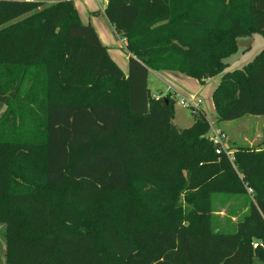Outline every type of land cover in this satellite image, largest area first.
Segmentation results:
<instances>
[{
	"label": "trees",
	"instance_id": "trees-1",
	"mask_svg": "<svg viewBox=\"0 0 264 264\" xmlns=\"http://www.w3.org/2000/svg\"><path fill=\"white\" fill-rule=\"evenodd\" d=\"M104 12L127 41V76L73 0H0V72L11 74L0 78L7 263L264 261V147L217 153L203 110L181 129L176 100L148 87L149 70L221 75L219 121L264 115V49L224 72L239 38L264 37V0H108ZM34 89L44 96L30 128ZM220 192L251 196L233 232L211 222Z\"/></svg>",
	"mask_w": 264,
	"mask_h": 264
},
{
	"label": "rangeland",
	"instance_id": "rangeland-1",
	"mask_svg": "<svg viewBox=\"0 0 264 264\" xmlns=\"http://www.w3.org/2000/svg\"><path fill=\"white\" fill-rule=\"evenodd\" d=\"M41 3H52L60 0H36ZM81 11L86 7H94L100 9L105 7V0H74ZM82 15V14H81ZM83 17V15H82ZM84 22H87V18ZM110 42L108 47L110 54L115 57V54H126L125 47L120 46V41L123 40V36L116 31H110ZM252 39H245L249 44L245 48H241L226 58L227 64L224 72L241 68L264 49V37L258 33H255ZM251 40V41H250ZM241 44H244L240 41ZM112 57V56H111ZM117 58V57H116ZM120 59V58H117ZM114 60V59H113ZM121 60V59H120ZM115 61V60H114ZM119 61V60H118ZM116 62V61H115ZM122 62V60H121ZM121 62H116L121 65ZM123 63V62H122ZM127 63V62H126ZM119 65V66H120ZM126 69V66H123ZM167 73L155 72L152 73L148 80L149 89L154 94L164 95L168 89H175L176 92L188 97L191 94H196L198 98L202 99L200 107L203 109L204 114L209 123L221 128L228 135V145L234 150L238 146H249L255 149L264 147V115L246 114L242 117L229 120L219 121L213 105V92L219 83L220 76L217 75L212 78H208L205 81H200L197 78L188 76L186 74L177 71H166ZM11 74L0 72V78L3 83L10 81ZM36 90L31 91V97L34 101V110L31 111L27 107H24V116L27 120L26 126L32 128L34 122L40 121V113L38 111L37 100L43 99L44 93H36ZM165 91V92H164ZM167 92L165 93V95ZM176 100V98H175ZM39 102V101H38ZM37 104V105H36ZM194 120L193 111L190 107L181 106L176 100L175 103V116L174 121L179 128L185 129L192 125ZM251 196L248 194H232V193H214L211 197V222L215 229L226 232H233L236 230V224L239 218L247 211V207ZM6 246H7V225L0 223V264H8L6 260ZM252 264H264L258 257H254Z\"/></svg>",
	"mask_w": 264,
	"mask_h": 264
},
{
	"label": "crops",
	"instance_id": "crops-1",
	"mask_svg": "<svg viewBox=\"0 0 264 264\" xmlns=\"http://www.w3.org/2000/svg\"><path fill=\"white\" fill-rule=\"evenodd\" d=\"M74 1V0H73ZM107 1L108 0H105V4H107ZM75 6H76V8H77V10H78V13H79V16H80V18H81V20H82V22H84L86 19H84L85 18V14H86V18H87V22H91L93 25H94V27H95V29H96V31H97V33H98V35H99V37H100V39H101V41H102V43L104 44V45H106L107 47H108V43L110 42V36H109V32L110 31H114L115 32V29H114V27H113V25L108 21V19H107V17H106V15H105V12H104V10H105V7H100V9H95L94 7H86L85 9H83V11H81L80 9H79V7H78V5H77V2H75ZM83 15V17H82V15ZM87 22H84V23H87ZM254 35V34H253ZM252 35V36H253ZM252 36H249V37H243V38H239L238 40H237V42H238V47H239V49H240V47L241 48H245V46H247L249 43L248 42H246L247 40H245V39H247V38H249V39H252L251 37ZM240 41L242 42V43H244V44H241L240 43ZM251 41V40H250ZM108 52H110V49H109V47H108ZM127 52V51H126ZM110 54V53H109ZM110 56H112V58L116 61V62H118L119 63V61L121 62V60H122V62H121V65H120V67L122 68V70L124 71V73H125V75L127 76L128 75V69H129V57H130V53H126V54H115V57L113 56V55H111L110 54ZM120 58V59H117V58ZM119 60V61H118ZM127 62V63H126ZM123 66H126V69H124V67ZM155 72H159V71H154V70H149V73H148V80H149V77H150V75L152 74V73H154V74H156ZM161 72V71H160ZM163 73H167L166 71H162ZM221 77V76H220ZM220 81V80H219ZM218 85V84H217ZM148 87H149V85H148ZM169 88H170V86H168V89H167V91L169 90ZM175 90V89H174ZM166 91V92H167ZM165 92V91H164ZM165 92V93H166ZM165 93H163V94H165ZM191 95H194V94H191ZM174 123H175V121H174ZM193 123H194V120H193V122H192V125H193ZM176 124V123H175ZM177 125V124H176ZM191 125V126H192ZM178 126V125H177Z\"/></svg>",
	"mask_w": 264,
	"mask_h": 264
},
{
	"label": "built area",
	"instance_id": "built-area-1",
	"mask_svg": "<svg viewBox=\"0 0 264 264\" xmlns=\"http://www.w3.org/2000/svg\"><path fill=\"white\" fill-rule=\"evenodd\" d=\"M29 2H36V0H27ZM127 41L124 38L123 40L120 41V46L126 47ZM167 94H170L174 99L178 101V103L183 106V107H190L194 111H199L203 110L200 105L202 104V99L198 98L196 94L191 95V96H184L181 93L176 92V90L169 88L167 91ZM165 95V94H164ZM161 94H153L154 97L157 99L164 96ZM210 124V130L208 133V138L212 141L216 148L217 153H222L224 152L229 158H233V150L229 147L228 145V135L226 134L225 131H223L221 128L213 125L212 123ZM248 191L252 193V189L249 188ZM254 247H258L259 245L263 246L262 242H254L253 243Z\"/></svg>",
	"mask_w": 264,
	"mask_h": 264
}]
</instances>
